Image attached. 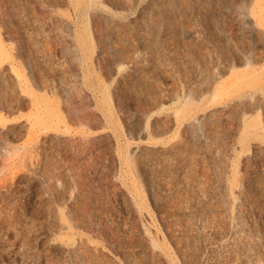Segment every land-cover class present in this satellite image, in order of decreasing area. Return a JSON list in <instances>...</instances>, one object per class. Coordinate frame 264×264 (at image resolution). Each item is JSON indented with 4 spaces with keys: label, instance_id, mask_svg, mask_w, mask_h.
Here are the masks:
<instances>
[{
    "label": "rangeland",
    "instance_id": "374dc122",
    "mask_svg": "<svg viewBox=\"0 0 264 264\" xmlns=\"http://www.w3.org/2000/svg\"><path fill=\"white\" fill-rule=\"evenodd\" d=\"M0 264H264V0H0Z\"/></svg>",
    "mask_w": 264,
    "mask_h": 264
}]
</instances>
